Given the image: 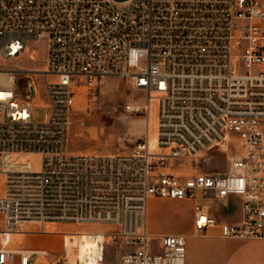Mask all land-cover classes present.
<instances>
[{
  "label": "built area",
  "instance_id": "1",
  "mask_svg": "<svg viewBox=\"0 0 264 264\" xmlns=\"http://www.w3.org/2000/svg\"><path fill=\"white\" fill-rule=\"evenodd\" d=\"M40 51L41 68H0V264H34L37 253L12 247L13 235L24 224L52 234L49 223L114 228L86 231L92 248L80 264H106L113 242L133 248L120 264H186L187 236L154 243L151 198L193 202L197 235L217 226L223 237L264 240V0H0V60ZM112 77L146 93L156 143L71 152L80 89L92 96ZM235 141L227 171L179 169ZM230 198L239 219L218 221L207 202Z\"/></svg>",
  "mask_w": 264,
  "mask_h": 264
},
{
  "label": "rangeland",
  "instance_id": "2",
  "mask_svg": "<svg viewBox=\"0 0 264 264\" xmlns=\"http://www.w3.org/2000/svg\"><path fill=\"white\" fill-rule=\"evenodd\" d=\"M31 46H42V42H31ZM43 52L40 51L37 60L28 59L26 53L11 60H0L2 69H37L42 67ZM37 83L40 76L30 75ZM17 86L21 88L25 80L16 74ZM146 93L136 90L128 79L112 77L105 82L92 95H88L84 88L76 98L69 128L68 149L75 153H122L129 152L142 139L147 136L153 145L156 143V116L152 111L149 115L143 109ZM129 107H132L129 109ZM34 120H42L45 115L44 108H34ZM149 121V128H148ZM236 146V147H234ZM227 153L219 152L208 155L207 158L195 161L185 159L179 167L185 175L197 171L224 172L228 170L229 158L239 152L238 142ZM179 163V162H178ZM38 167V159L35 160ZM211 213L223 216L232 211L238 204L232 201L227 207L221 202L209 203ZM148 221H151L161 232H188L192 227L193 208L189 202L166 201L154 202L150 205ZM56 233L52 234H26L24 232L36 231L39 224H31L23 228V232L13 235L12 247L18 250H47L48 255L35 256L34 264H70L63 235L66 232L80 233L86 231L112 232L111 226L83 225V224H55ZM1 227V224H0ZM156 236L154 243H157ZM156 246V245H155ZM133 248H121L119 242H113L107 248L106 264H120L125 253ZM77 253L76 248L72 250ZM14 264V263H13ZM16 264V263H15Z\"/></svg>",
  "mask_w": 264,
  "mask_h": 264
},
{
  "label": "crops",
  "instance_id": "3",
  "mask_svg": "<svg viewBox=\"0 0 264 264\" xmlns=\"http://www.w3.org/2000/svg\"><path fill=\"white\" fill-rule=\"evenodd\" d=\"M234 200V198H230L229 203ZM166 201L172 200L151 198L148 202V217L150 211L149 205L151 203ZM183 202H189L191 204L194 218L193 202ZM225 207L227 206L225 205ZM208 211L212 216L221 222H234L240 217L239 205L235 207L233 206L232 211L224 214L223 216L211 213L209 208ZM28 227H30V224L23 225V228ZM148 231L153 236H164L168 234H181L187 236L186 264H264V240L223 237L217 226L210 227L201 235H197L193 228V222L192 227L188 232L176 233L161 232L156 225H154L151 221H148Z\"/></svg>",
  "mask_w": 264,
  "mask_h": 264
},
{
  "label": "bare ground",
  "instance_id": "4",
  "mask_svg": "<svg viewBox=\"0 0 264 264\" xmlns=\"http://www.w3.org/2000/svg\"><path fill=\"white\" fill-rule=\"evenodd\" d=\"M148 128H149V121H148ZM151 144L152 143V137H151ZM46 231L50 233H56L57 228L55 224L49 223L45 225ZM23 232V231H20ZM18 232V233H20ZM79 233V232H78ZM78 233H70L66 232L63 235L64 238V248L66 249L67 256L69 259L70 264H80L79 260L83 261V257L86 255V253L92 248V243L90 239L86 236V232H80ZM17 234V233H16ZM73 248H76L77 253L74 255L72 250ZM33 252L37 253L39 256H45L48 255L47 250H32Z\"/></svg>",
  "mask_w": 264,
  "mask_h": 264
},
{
  "label": "water",
  "instance_id": "5",
  "mask_svg": "<svg viewBox=\"0 0 264 264\" xmlns=\"http://www.w3.org/2000/svg\"><path fill=\"white\" fill-rule=\"evenodd\" d=\"M115 1H117V2H121V3H126V2H128L129 0H115ZM32 95H33V91H32ZM32 95H31L30 97H32Z\"/></svg>",
  "mask_w": 264,
  "mask_h": 264
}]
</instances>
